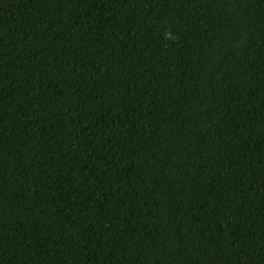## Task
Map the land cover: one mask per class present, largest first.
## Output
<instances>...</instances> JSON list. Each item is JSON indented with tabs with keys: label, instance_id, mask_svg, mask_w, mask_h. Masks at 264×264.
<instances>
[{
	"label": "trees",
	"instance_id": "16d2710c",
	"mask_svg": "<svg viewBox=\"0 0 264 264\" xmlns=\"http://www.w3.org/2000/svg\"><path fill=\"white\" fill-rule=\"evenodd\" d=\"M0 264H264V0H0Z\"/></svg>",
	"mask_w": 264,
	"mask_h": 264
}]
</instances>
